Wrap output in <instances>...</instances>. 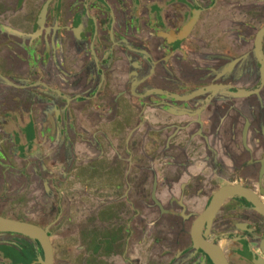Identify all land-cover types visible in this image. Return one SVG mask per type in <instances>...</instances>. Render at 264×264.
<instances>
[{"label": "flooded vegetation", "instance_id": "obj_1", "mask_svg": "<svg viewBox=\"0 0 264 264\" xmlns=\"http://www.w3.org/2000/svg\"><path fill=\"white\" fill-rule=\"evenodd\" d=\"M0 218V264H264V0H0Z\"/></svg>", "mask_w": 264, "mask_h": 264}, {"label": "water", "instance_id": "obj_2", "mask_svg": "<svg viewBox=\"0 0 264 264\" xmlns=\"http://www.w3.org/2000/svg\"><path fill=\"white\" fill-rule=\"evenodd\" d=\"M223 194L219 195L218 197L215 198V204H218L222 199H223ZM0 231H5V232H20L24 234H29V235H37V233L41 232L38 228L35 226H32L30 224H26L23 222H16V221H11L8 219H3L0 218ZM46 247L45 249L48 250V253H45V261L44 264H51V254H50V248L47 245H44Z\"/></svg>", "mask_w": 264, "mask_h": 264}]
</instances>
